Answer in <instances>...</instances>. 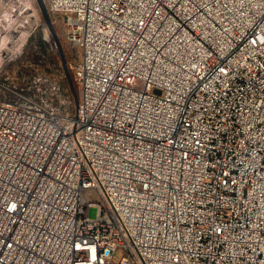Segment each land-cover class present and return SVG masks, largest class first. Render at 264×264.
I'll use <instances>...</instances> for the list:
<instances>
[{
	"label": "built area",
	"instance_id": "2783aa9c",
	"mask_svg": "<svg viewBox=\"0 0 264 264\" xmlns=\"http://www.w3.org/2000/svg\"><path fill=\"white\" fill-rule=\"evenodd\" d=\"M44 1L79 101L0 98V264H264V0Z\"/></svg>",
	"mask_w": 264,
	"mask_h": 264
},
{
	"label": "rangeland",
	"instance_id": "374dc122",
	"mask_svg": "<svg viewBox=\"0 0 264 264\" xmlns=\"http://www.w3.org/2000/svg\"><path fill=\"white\" fill-rule=\"evenodd\" d=\"M50 16L79 96L80 86L74 78V70L81 59V50L66 38L64 16L61 13ZM39 78L47 84L69 85L54 37L38 4L36 0H0V98L9 97L11 89L25 92L42 89L29 87ZM70 101L61 97L58 103L67 105L71 111L76 101L73 96ZM88 213L95 218L97 207H90Z\"/></svg>",
	"mask_w": 264,
	"mask_h": 264
},
{
	"label": "water",
	"instance_id": "95a60500",
	"mask_svg": "<svg viewBox=\"0 0 264 264\" xmlns=\"http://www.w3.org/2000/svg\"><path fill=\"white\" fill-rule=\"evenodd\" d=\"M36 2L38 4V7H39L43 17H44L45 22L47 23V25H48L51 33H52V36L54 37L55 44L57 46V49H58V52H59V55H60V58H61V61H62V66H63L64 72L66 74L69 87L71 89V92L73 94V97H74L76 103L78 104L79 96H78V93L76 91L74 81H73V79L71 77V73L69 71L68 62H67L64 50H63V46L61 44V41H60L58 35L56 34V32L54 30L53 22H52L50 13H49V11H48V9L46 7V3H45L44 0H36Z\"/></svg>",
	"mask_w": 264,
	"mask_h": 264
},
{
	"label": "trees",
	"instance_id": "16d2710c",
	"mask_svg": "<svg viewBox=\"0 0 264 264\" xmlns=\"http://www.w3.org/2000/svg\"><path fill=\"white\" fill-rule=\"evenodd\" d=\"M42 43H43V41H42ZM76 88V87H75ZM69 89H70V87H69ZM71 90V89H70ZM76 91H77V89H76Z\"/></svg>",
	"mask_w": 264,
	"mask_h": 264
},
{
	"label": "bare ground",
	"instance_id": "6f19581e",
	"mask_svg": "<svg viewBox=\"0 0 264 264\" xmlns=\"http://www.w3.org/2000/svg\"><path fill=\"white\" fill-rule=\"evenodd\" d=\"M2 29V28H1Z\"/></svg>",
	"mask_w": 264,
	"mask_h": 264
}]
</instances>
